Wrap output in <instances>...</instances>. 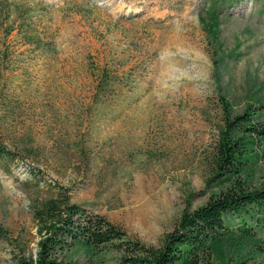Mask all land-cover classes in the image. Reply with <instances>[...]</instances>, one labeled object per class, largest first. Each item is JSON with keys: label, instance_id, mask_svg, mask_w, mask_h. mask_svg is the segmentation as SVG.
<instances>
[{"label": "rangeland", "instance_id": "obj_1", "mask_svg": "<svg viewBox=\"0 0 264 264\" xmlns=\"http://www.w3.org/2000/svg\"><path fill=\"white\" fill-rule=\"evenodd\" d=\"M20 11L47 52L7 34ZM104 74L111 84L95 99ZM221 99L264 122V0H0V142L13 153L0 160V227L36 254L33 211L63 192L158 247L215 193L206 181ZM254 169L260 186L264 160ZM255 213L252 241L221 246L229 264H264ZM241 224L232 220L236 235ZM14 247L0 242V264H15Z\"/></svg>", "mask_w": 264, "mask_h": 264}, {"label": "trees", "instance_id": "obj_2", "mask_svg": "<svg viewBox=\"0 0 264 264\" xmlns=\"http://www.w3.org/2000/svg\"><path fill=\"white\" fill-rule=\"evenodd\" d=\"M227 2L237 4L239 0ZM210 11L209 16L217 19L216 11L213 8ZM20 20L7 34L17 30L32 52H47L49 46L32 33L21 11ZM211 23L209 33L217 27L215 21ZM111 80L104 74L96 86L95 99L106 93ZM221 100L225 114L206 181L207 189L215 193L206 205L192 212L185 211L158 247L146 246L128 237L108 219L72 203L67 193L61 192L33 211L41 237L36 254L15 244L16 239L0 227V242L18 249L15 264H99L97 261L103 264L108 255L117 257L119 264H229L220 254L221 246L236 237L252 241L254 228L247 218L254 219L255 212H259L264 219V183L255 186L248 179L264 160V122L260 120L262 115L253 109L236 115L229 103ZM12 155L0 142V160ZM229 216L233 219L229 220ZM236 218L242 223L240 235L231 227ZM74 251H83L89 258L88 263L68 261Z\"/></svg>", "mask_w": 264, "mask_h": 264}]
</instances>
